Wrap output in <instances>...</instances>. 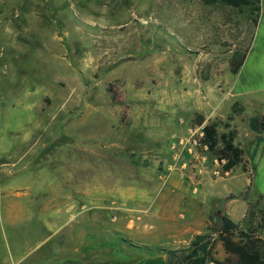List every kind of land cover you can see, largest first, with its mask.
<instances>
[{
	"label": "rangeland",
	"instance_id": "374dc122",
	"mask_svg": "<svg viewBox=\"0 0 264 264\" xmlns=\"http://www.w3.org/2000/svg\"><path fill=\"white\" fill-rule=\"evenodd\" d=\"M235 53L246 54L238 74ZM217 98L208 122L245 108L232 122L243 163L225 176L193 129L200 101ZM263 114L264 0L257 27L201 0H0V264H75L90 251L97 264L112 256L101 250L129 239L118 227L132 220L158 229L142 245L173 244L191 209L137 211L155 200L141 194L173 170L203 185L210 215L201 235L213 237L217 260L236 264L215 220L231 215L248 229L250 206L264 209V134L250 127ZM69 199L78 220L55 208ZM81 231L91 246L74 242Z\"/></svg>",
	"mask_w": 264,
	"mask_h": 264
},
{
	"label": "trees",
	"instance_id": "16d2710c",
	"mask_svg": "<svg viewBox=\"0 0 264 264\" xmlns=\"http://www.w3.org/2000/svg\"><path fill=\"white\" fill-rule=\"evenodd\" d=\"M207 6L220 5L229 7L237 14L246 15L248 20L256 27L260 21L263 0H201ZM246 59L245 53H235L232 57L231 71L238 74ZM116 101V97L113 96ZM245 112V108L236 103L232 109V115L228 122L224 123L218 119L214 122L206 121V118L197 114L194 119L193 129L203 127V138L200 139V146L214 155L222 167L225 176L233 172L243 163L244 152L236 144L239 135L237 127L232 124L235 116H240ZM224 125L228 132L219 133V127ZM250 127L255 133H264V114L254 117L250 121ZM245 172L247 173L246 167ZM263 200V197H262ZM250 204V203H249ZM260 202L250 206L248 215L250 225L248 229H242L240 224L234 222L229 216H223V226H218L215 222L218 233V241L222 242L225 252L229 257L236 260V264H264V238L259 234L264 229V209L259 208ZM260 215V223L254 226L253 218ZM213 237L209 234L198 235L185 250H170L165 247L153 248L141 246L139 249L148 253H166L169 264H225L214 257ZM185 253V258L181 255Z\"/></svg>",
	"mask_w": 264,
	"mask_h": 264
},
{
	"label": "crops",
	"instance_id": "0c3cea01",
	"mask_svg": "<svg viewBox=\"0 0 264 264\" xmlns=\"http://www.w3.org/2000/svg\"><path fill=\"white\" fill-rule=\"evenodd\" d=\"M206 101V102H204ZM202 100L200 101V111L195 112V114H201L206 118V121H209L212 117V114H217V108L219 102L218 98L215 99H208V100ZM196 114V115H197ZM259 134V133H258ZM264 134V133H261ZM176 138L179 139V141L174 143V149L180 148V144L182 141V137L179 135H176ZM161 141V140H160ZM170 159V158H169ZM175 161L172 163V160L170 159V162L168 161V170L173 169V166L171 164H174ZM197 174H190L189 177L191 179V182L195 185L197 182L196 177ZM154 181V180H153ZM155 184L154 189H152L149 194L148 193H142V196H151L155 197L154 203H152L147 208H141L140 212L144 213H151L155 208L159 213H166L167 211L176 210L179 208V205L184 206V210H192L195 214L203 215V217L194 218L192 216V219L187 223L186 228L183 232H175L176 234V241L173 244H156V245H142L140 242L141 237L143 238H155L157 228H153L150 226L149 228L143 227V220L139 221H130L125 226L120 225L119 233L123 235H127L130 238H133L132 240L138 241V244H141L142 246H159V247H166L170 250H184L187 249L191 242L194 240V238L198 235L203 234V232L206 230V227L208 226V218L210 215V212L208 213V210L201 207L202 201L201 196L202 192H204L203 185L201 188H196L192 186L191 184H184V181L180 178L179 173L177 170H173L168 176L165 177H158ZM203 184V183H202ZM191 189L193 190L191 195ZM192 197V198H189ZM198 202V203H197ZM229 207H232L233 204L229 203ZM55 208L58 210V212L65 211L69 215H71L72 218H75V220H78L79 214L82 213L81 210H79V206L77 204V199H69L68 201H61L58 204H55ZM123 211V214L126 213V209L118 208ZM227 216V215H226ZM184 217V215H182ZM229 217L236 222V220L229 215ZM100 220V219H99ZM87 221H89V217L87 216ZM83 222V221H82ZM64 226V225H63ZM63 226L61 225L60 230L63 229ZM91 225H88L89 227ZM71 233V237L77 244L80 242L79 245L81 247L83 245L91 246L89 243H82V240L79 241L78 238H84L85 236L90 235V231H81ZM135 238V239H134ZM76 239V241H75ZM119 239V238H117ZM129 239H119L116 242L115 247L113 250H101L103 253L102 255L111 254V258L103 259L101 262H98L97 264H169L168 263V255L166 253H148L144 250L138 249L139 245H134L133 243H129ZM137 239V240H136ZM116 240V239H115ZM140 242V243H139ZM76 253L80 252V249L74 250ZM93 252V251H92ZM91 251L89 252V255H92ZM92 253V254H90ZM114 254V256H113ZM115 254L117 256L115 257ZM88 254H83L81 256V259L79 257L76 258L75 264H95V263H89L91 261L99 260L96 257L89 256ZM86 261L87 263H79L78 261Z\"/></svg>",
	"mask_w": 264,
	"mask_h": 264
},
{
	"label": "built area",
	"instance_id": "2783aa9c",
	"mask_svg": "<svg viewBox=\"0 0 264 264\" xmlns=\"http://www.w3.org/2000/svg\"><path fill=\"white\" fill-rule=\"evenodd\" d=\"M197 129H198V130H197ZM195 130L199 131L198 138L195 139V142L197 143L198 146H200V143H199V142H200V139L203 138V136H204V133H203V127H198V128H196ZM204 149L207 150L206 147H205ZM187 167H188V164H187V163H184V164L182 165V169H183V170L187 169Z\"/></svg>",
	"mask_w": 264,
	"mask_h": 264
},
{
	"label": "water",
	"instance_id": "95a60500",
	"mask_svg": "<svg viewBox=\"0 0 264 264\" xmlns=\"http://www.w3.org/2000/svg\"><path fill=\"white\" fill-rule=\"evenodd\" d=\"M215 222H216V224H217L218 226H223L224 223H225L224 220H223L222 218H221V219H218V218H217V219L215 220ZM184 257H185V255L182 254V255H181V258L184 259Z\"/></svg>",
	"mask_w": 264,
	"mask_h": 264
}]
</instances>
